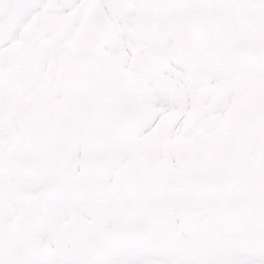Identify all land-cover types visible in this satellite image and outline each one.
<instances>
[{"label":"snow or ice","instance_id":"1","mask_svg":"<svg viewBox=\"0 0 264 264\" xmlns=\"http://www.w3.org/2000/svg\"><path fill=\"white\" fill-rule=\"evenodd\" d=\"M0 264H264V0H0Z\"/></svg>","mask_w":264,"mask_h":264}]
</instances>
